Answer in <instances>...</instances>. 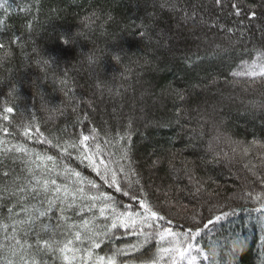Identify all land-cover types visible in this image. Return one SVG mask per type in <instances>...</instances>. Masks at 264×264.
I'll use <instances>...</instances> for the list:
<instances>
[{"label": "trees", "instance_id": "obj_1", "mask_svg": "<svg viewBox=\"0 0 264 264\" xmlns=\"http://www.w3.org/2000/svg\"><path fill=\"white\" fill-rule=\"evenodd\" d=\"M232 2L251 6L256 17L230 15L229 0L223 7L214 0H7V14L0 9V44L5 45L0 49V129L7 128L0 132L5 141L0 151L26 144L56 155L58 150L37 143V126L43 137L68 141L69 133L81 130L73 127L77 118L87 114L88 127H96L103 140L105 128L124 131L131 120L134 160L149 199L178 220L193 211L212 215V205L236 209L200 246L207 253L218 239L224 245L218 246V264H229V252L231 264H264V210L257 211L254 199L264 185L254 183L250 171L264 176V78L232 75L264 51V0ZM217 23L234 33L214 27ZM70 36L74 42L64 44ZM41 57L50 63L38 64ZM176 89L187 90L185 102L175 96ZM7 107L14 111L7 113ZM28 123L32 139L23 135ZM225 133L242 142L247 154L233 153L234 146L222 139ZM19 155L14 150L0 155V185L8 186L0 193V217L16 203L10 195L14 182H27ZM84 174L95 178L91 169ZM245 191L253 199H240ZM0 223L9 225L10 235L11 221ZM117 235L94 254L107 257L137 241L132 234ZM4 236L0 230V243L7 245ZM225 237L246 243L232 247ZM155 250H142L141 258ZM139 255L118 256L117 264ZM198 264L208 260L201 256Z\"/></svg>", "mask_w": 264, "mask_h": 264}, {"label": "snow or ice", "instance_id": "obj_2", "mask_svg": "<svg viewBox=\"0 0 264 264\" xmlns=\"http://www.w3.org/2000/svg\"><path fill=\"white\" fill-rule=\"evenodd\" d=\"M214 3L223 7V0H214ZM229 3L232 9L230 15H257L251 10V6L246 8L243 3L232 0ZM9 7L7 0L0 2V9H3L4 14H7ZM3 23L0 20V24ZM238 23L243 24V19ZM213 26L234 33L233 28L223 29L218 23ZM240 34L243 35V32ZM141 35L145 33L141 32ZM74 39L70 36L63 39V42L70 44ZM4 47V44H0V49ZM217 49H220L219 45ZM218 55L219 52L212 53L213 57ZM37 63L48 65L50 61L41 57ZM232 75H259L264 78V51L260 52L257 61L247 64L245 72H234ZM227 82L226 80L225 83ZM186 91L176 89L174 94L181 102H185ZM5 111L12 113L14 109L7 107ZM176 115H180L179 110ZM3 119L7 120L8 116L5 115ZM77 119L78 123L73 127H81V130L69 133L68 141L43 137L39 127L35 128L37 143L50 145L52 149L58 150L56 155L48 154L47 151L38 152L26 144H14L0 151V155L13 150L19 153L15 158L22 161L29 174L26 184L14 182L10 195L16 203L8 207L7 217H0V221H11L10 235L9 225L0 223V230L4 231V239L8 241L7 245L0 243V264H49V261L51 264H117L118 256H129L132 252L140 255L126 262L122 261L121 264H136L137 260L139 264H198L201 256L208 260V264H218V246L222 250L224 245H220L218 239L214 240L206 253L200 246V240L216 229L218 222L234 215L236 209L229 211L212 205L208 209L212 215L205 217L202 212L193 211L181 217V223L175 216L166 213L161 205L154 204L149 199V192L141 182L134 160L132 121L129 120L124 131L116 130L113 133L105 128L106 138L101 140L97 128L88 127L92 121L87 114ZM32 130L30 123L24 124L23 135L32 139ZM6 131L7 128L0 129V132ZM217 139L221 137L218 136ZM222 139L234 146L233 153L239 149L247 154L248 149L243 147L242 142L233 140L231 135L222 134ZM4 144L5 141L0 139V146ZM209 147L212 148L211 145ZM112 148L115 151H111ZM157 164L158 160L153 161L154 167ZM88 169L95 173V178L84 174ZM250 171L255 178L253 182L264 185V176L257 175L251 169ZM8 175L9 173H4L5 177ZM5 191H8V186L0 185V193ZM200 191L201 187H197L196 193ZM115 193L128 197V202L118 199ZM240 199H253V193L245 191ZM254 199L259 204L257 211L264 210V193L257 194ZM117 233L120 236L132 234L137 241L123 248L117 247L107 257L94 254V250L101 248L106 241L118 239ZM225 242L232 247L246 243L239 237L232 240L225 237ZM151 247H155V252L146 259L141 258L146 255L142 250L147 248L151 251ZM229 257L231 264L234 259L231 252Z\"/></svg>", "mask_w": 264, "mask_h": 264}, {"label": "rangeland", "instance_id": "obj_3", "mask_svg": "<svg viewBox=\"0 0 264 264\" xmlns=\"http://www.w3.org/2000/svg\"><path fill=\"white\" fill-rule=\"evenodd\" d=\"M258 58V57H257ZM257 58L254 60V61H257ZM250 63H252V62H250ZM250 63H246V64H244L243 66H242V68L239 70V72H245L246 71V67H247V64H250ZM243 76H246V77H253V76H248V75H243ZM259 75H257V76H254V77H258ZM143 97V96H142ZM139 100H140V98H139Z\"/></svg>", "mask_w": 264, "mask_h": 264}]
</instances>
